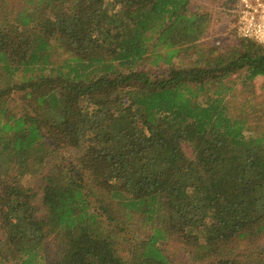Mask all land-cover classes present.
Masks as SVG:
<instances>
[{
	"label": "trees",
	"instance_id": "16d2710c",
	"mask_svg": "<svg viewBox=\"0 0 264 264\" xmlns=\"http://www.w3.org/2000/svg\"><path fill=\"white\" fill-rule=\"evenodd\" d=\"M104 1L0 0V264H174L159 241L176 236L207 264H264L230 255L264 233V112L250 130L225 99L231 74L264 76V45L204 51L190 0ZM41 173L42 218L20 182Z\"/></svg>",
	"mask_w": 264,
	"mask_h": 264
},
{
	"label": "rangeland",
	"instance_id": "374dc122",
	"mask_svg": "<svg viewBox=\"0 0 264 264\" xmlns=\"http://www.w3.org/2000/svg\"><path fill=\"white\" fill-rule=\"evenodd\" d=\"M231 0H190L189 8L192 11H207L210 15V20L206 32L200 37L197 43L201 44L198 47L204 49V51L210 52L211 55H216L227 50L229 46L234 45L239 38L233 28L232 14L228 10V4L232 6ZM112 1L105 0L103 3L104 9L111 8ZM21 2L15 1V11L20 8ZM111 11V10H110ZM184 63H191L195 59L197 60V53L190 49L188 52L179 55ZM145 67L152 75L161 74L162 69L151 65L148 62H145ZM142 68V67H140ZM244 70H240L230 75L229 80L226 82V87L228 89L225 93V99L228 101L229 112L235 116L240 113L247 114L248 108H252L253 118L249 122L250 130L255 129L258 121L262 119V113L264 112V76H257L250 82H245L244 79ZM224 79V81H226ZM15 102L22 104L21 99L18 97V94H15ZM246 104V107L242 106ZM183 150L186 154L191 152L190 146L184 145ZM62 156L65 157V164L75 162L79 158V152L72 149L66 148L62 149L60 152ZM41 174H28L20 178V182L25 187L32 189L35 194V204L38 209V216H45V208L40 203V195L42 185ZM204 243L199 236L195 240L190 239H181L179 237H172L165 241H159V247L162 252L167 256L170 262L174 264H207L213 257L206 256L204 249L201 245ZM260 252L264 255V233L261 235L258 234L254 238H244L240 240H235L232 243L231 256L237 260H243L247 262L246 254L250 253L251 249ZM59 250H62V246L53 239L49 237L44 240V249L43 253L46 254L47 258L54 259V257L59 253ZM121 254L124 256L123 252Z\"/></svg>",
	"mask_w": 264,
	"mask_h": 264
},
{
	"label": "built area",
	"instance_id": "2783aa9c",
	"mask_svg": "<svg viewBox=\"0 0 264 264\" xmlns=\"http://www.w3.org/2000/svg\"><path fill=\"white\" fill-rule=\"evenodd\" d=\"M233 28L238 37L264 45V0H231Z\"/></svg>",
	"mask_w": 264,
	"mask_h": 264
}]
</instances>
